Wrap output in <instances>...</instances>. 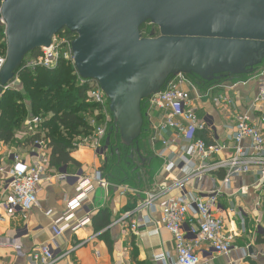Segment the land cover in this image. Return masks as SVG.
Segmentation results:
<instances>
[{
    "label": "water",
    "instance_id": "water-1",
    "mask_svg": "<svg viewBox=\"0 0 264 264\" xmlns=\"http://www.w3.org/2000/svg\"><path fill=\"white\" fill-rule=\"evenodd\" d=\"M0 17L6 43L0 95L29 53L50 47L63 30L74 34L77 77L97 83L108 101L104 147L112 133L136 165L145 121L152 128L141 104L171 79L242 82L264 70V0H3Z\"/></svg>",
    "mask_w": 264,
    "mask_h": 264
},
{
    "label": "built area",
    "instance_id": "built-area-1",
    "mask_svg": "<svg viewBox=\"0 0 264 264\" xmlns=\"http://www.w3.org/2000/svg\"><path fill=\"white\" fill-rule=\"evenodd\" d=\"M2 3L3 0H0V7ZM0 25L4 28L1 17ZM61 32L62 34L53 37L50 47L39 50L37 57L24 60L20 66L21 70L35 68L52 70L62 60L73 66L71 43L75 35L66 30ZM4 63L5 53L0 55V71ZM15 77L17 80L16 75ZM255 80L256 94L245 104L242 112H234L233 127H226L232 132L227 134L225 142L214 141L212 138L211 144H207L199 137L202 133L210 132V125L207 118L202 119L197 115L191 96L192 93L195 97L198 96V88L185 76L174 77L163 91L148 99L147 117L151 125L152 113L158 114L156 124L152 125L150 143L160 146L155 154L158 158H165L164 170L168 173L176 171L178 175L167 189L145 193L144 201L140 205V208L148 211L155 209L160 211L161 228L171 236L174 244V257L167 253H160L152 256V264H200L201 258L198 252L200 244H206L213 253L222 256H228L234 250L233 237L225 229L223 209L219 202L223 192L216 190L201 195L188 191L187 183L203 176L223 173L224 188L228 187L232 179L239 176H253L255 183L262 187L264 132L252 122L250 115L264 110V70L256 76ZM80 81L90 83L86 93L87 102L94 104L96 110L94 117L88 119L92 128L91 134L88 137L77 138L78 142L73 145L74 148H88L95 151L104 141L111 124V117L106 96L98 84L93 81ZM13 83L14 81L7 89ZM238 85H245V82L228 85V89H235ZM211 99L220 110L227 114L230 112L232 114L234 110L239 109V105L241 106L238 100L225 93ZM41 123V117L30 115L24 124L25 138L39 133ZM43 135L41 133V136ZM30 145L33 148L45 149L41 137ZM169 152L170 154L167 155ZM224 152H228V156L220 157V154ZM165 155L167 156L164 157ZM10 157L12 166L7 172V177L0 182V207L4 206L9 213L19 210L30 211L37 204V188L45 174L46 164L42 158L34 163H27L17 153H12ZM3 171L4 169L0 167V173ZM67 177L66 174H60L55 178L62 182ZM74 178L77 180L75 196L66 203L63 216L54 221L52 225L54 237H60L66 231L75 232L89 225L91 216L88 212L81 219H75L74 211L88 200L95 185L106 187L99 173L92 178L78 171ZM173 190L178 193L175 197H164ZM134 192L133 189L124 186L120 194ZM255 206H262L261 198ZM137 209L134 210L137 211ZM228 212L229 215L233 214L234 209L229 208ZM147 223V219H144L141 224L133 222L129 225V229L133 233H138L145 229ZM241 226L244 227L243 220H241ZM157 233V230L147 232L149 236L157 235ZM55 252L50 244L44 243L34 251L31 259L40 264H56L68 255V253Z\"/></svg>",
    "mask_w": 264,
    "mask_h": 264
},
{
    "label": "crops",
    "instance_id": "crops-1",
    "mask_svg": "<svg viewBox=\"0 0 264 264\" xmlns=\"http://www.w3.org/2000/svg\"><path fill=\"white\" fill-rule=\"evenodd\" d=\"M197 91L198 96L195 97L192 93L191 97L197 115L202 119H208L210 125V132H206L208 139L225 142L227 134L232 132L226 127H233L234 112H242L245 104L255 96L257 82L255 78H252L245 81V85H238L232 90L228 89V85H218L207 90L197 89ZM223 93L241 104L232 114L220 110L211 99ZM250 117L252 122L264 132V110L253 112ZM157 119L158 114L152 113V125L156 124ZM150 130L152 131V128ZM150 138L149 148L158 159L160 166L151 179L148 190L139 191L128 185H110L105 181L104 188L95 185L88 200L74 211L75 219H81L88 212L91 216L90 224L75 232L66 231L60 237H54L52 225L63 216L66 203L75 196L77 180L74 175L78 171L92 178L97 173L100 174L106 161L103 153L88 148H73L70 157L75 163L56 169L48 166L50 151L46 147L44 150L33 148L30 143L25 142L23 132H19L18 136L14 134V140L11 143L0 142V167L4 169L3 173H0V182L7 177V172L12 166L10 157L12 153L19 154L27 163H34L42 158L46 164L45 174L37 188L35 207L27 212L19 210L14 213H9L4 206L0 207V264H40L34 262L31 255L44 243L50 244L55 253H68L66 258L56 264H152V256L160 253H167L174 257L172 238L160 225V211L140 208L145 193L167 189L175 177H178L176 171L168 173L164 170L165 158H158L155 154L160 146L151 145ZM228 154L224 152L220 154V157H226ZM60 174H66L67 179L58 181L55 177ZM222 177L223 173H217L187 183L188 191L201 195L216 190L223 192L219 202L223 209L225 229L233 237L234 250L228 256L215 254L206 244H200L198 250L200 264H264V242L257 243L258 239L264 241V218L259 209L262 206L259 208L255 206L264 193L263 188L255 183L253 176L234 178L228 187L224 188ZM124 186L135 192L121 195L120 191ZM177 194V191L173 190L164 197L172 198ZM229 208L234 209L233 214L229 215ZM257 209L260 213L256 212ZM100 210L107 211L109 224L98 230L93 227L92 220ZM144 219L148 221L144 230L133 233L129 229L131 223L141 224ZM241 220L244 222L243 228ZM155 230L158 232L157 235L147 234ZM249 252L252 254L249 255Z\"/></svg>",
    "mask_w": 264,
    "mask_h": 264
},
{
    "label": "trees",
    "instance_id": "trees-1",
    "mask_svg": "<svg viewBox=\"0 0 264 264\" xmlns=\"http://www.w3.org/2000/svg\"><path fill=\"white\" fill-rule=\"evenodd\" d=\"M141 30L143 36H147L151 27L145 25ZM3 33L4 28L0 25L2 54L6 51ZM66 34L68 33L66 32ZM38 54L39 50L33 51L27 55V58H35ZM71 67L73 68L70 63L63 60L59 61L52 70L43 68L21 70L19 67L15 75L21 80L22 89L7 90L0 95V142L4 144L13 142L14 129L26 115L38 116L42 119L39 133L26 138L25 142L31 143L41 137L46 149L50 151L48 157L50 168L59 169L70 163H75L70 157V152L74 148L72 140L91 134L92 128L88 119L94 117L96 107L87 102L86 93L90 88V83H81L77 76H72ZM253 75L248 76V80ZM188 78L200 90H207L224 83L227 85L241 83L240 77L223 76L220 82L210 83L195 76ZM141 108L145 113L147 112L148 99L142 102ZM110 126L111 124L108 129ZM41 133L44 135L41 136ZM107 134L108 130L106 136ZM150 136L149 122L145 121L141 136L135 146L141 156V159H137L138 165H136V162L128 157L130 155L129 147H125L118 137L114 138L111 133L106 147V161L100 170L101 178L110 185H128L139 191H147L151 179L160 166L158 159L149 148ZM199 137L204 139L207 144H211L207 133H202ZM105 138L102 146H104ZM262 188L264 191V183ZM108 224L106 210L98 211L93 217L92 225L95 229L101 230ZM263 242L260 239L257 241V243Z\"/></svg>",
    "mask_w": 264,
    "mask_h": 264
},
{
    "label": "rangeland",
    "instance_id": "rangeland-1",
    "mask_svg": "<svg viewBox=\"0 0 264 264\" xmlns=\"http://www.w3.org/2000/svg\"><path fill=\"white\" fill-rule=\"evenodd\" d=\"M3 53V50L2 49H0V55ZM27 59H29V58H27V56L24 58V60H27ZM72 68V67H71ZM262 71V69L259 67L256 71H255V73H254V75H253V77L252 78H254L255 77V79H256V76L260 73ZM71 75L72 76H77L76 75V72H75V70H74V67L72 68V73H71ZM251 78V79H252ZM14 81V83L10 86V88L9 89H7V90H9V91H11V90H17V89H22V86H21V80L19 79V78H17V80H16V77H15V79L13 80ZM76 83H77V80H76ZM223 85H227L226 83H224ZM6 90V91H7ZM216 92V91H215ZM211 95H213L212 93H211ZM107 99V98H106ZM107 106H108V101H107ZM29 116H30V114H28V115H26L22 120H21V122L16 126V128L14 129V134L16 135V136H18L19 135V132H23V131H25L24 130V124H25V122L28 120V118H29ZM50 116V115H49ZM86 116V115H85ZM88 137V136H87ZM73 143H75V142H78V140H77V137L76 138H74L73 140ZM98 151H100V153L102 152L103 153V156L106 158V153H107V149H105L104 150V146H102V145H100V147L97 149ZM262 200H263V204H262V207L261 208H259L260 209V211L262 212V216H263V218H264V193L261 195V197H260ZM259 209H257V213H260L259 212ZM259 215V214H258Z\"/></svg>",
    "mask_w": 264,
    "mask_h": 264
},
{
    "label": "flooded vegetation",
    "instance_id": "flooded-vegetation-1",
    "mask_svg": "<svg viewBox=\"0 0 264 264\" xmlns=\"http://www.w3.org/2000/svg\"><path fill=\"white\" fill-rule=\"evenodd\" d=\"M152 133V132H151Z\"/></svg>",
    "mask_w": 264,
    "mask_h": 264
}]
</instances>
